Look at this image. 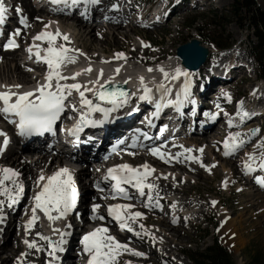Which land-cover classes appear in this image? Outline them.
<instances>
[{
  "label": "rangeland",
  "instance_id": "rangeland-1",
  "mask_svg": "<svg viewBox=\"0 0 264 264\" xmlns=\"http://www.w3.org/2000/svg\"><path fill=\"white\" fill-rule=\"evenodd\" d=\"M255 1L257 7L264 10V0ZM233 2L234 0H202L198 7L187 6L180 15L177 14L164 25L155 27H144L138 24V18L143 10L141 8L137 11L133 9L131 11L133 13L127 15L123 22L127 25V21L133 18L134 23L124 26L125 28L118 27V31L113 30L114 28L107 30L106 26L95 28L94 25L87 24L93 30L94 38L90 36V39L84 34L78 35L79 30L70 28L67 24L65 26L61 18L51 24H49L50 22L42 23L40 17L54 15L40 13V17L33 19V22L38 26L34 24L32 31L36 34L42 30L51 29L52 32L59 30L63 34H68L70 42L72 41L73 45L79 46L85 55L83 57H87L88 61L91 60L92 64L98 63V66H102L105 59L106 61L115 60L130 78L136 75L134 73L139 75L145 73L140 71L150 63L155 65L160 61H162L160 63H164L165 60L173 59L177 56L178 47L193 38L201 39L205 46L216 52L218 56L213 55V59L222 53L224 54L227 50H232L235 56L241 57L246 63L244 78L235 79L228 83L221 95L225 96L229 93L234 97L233 100L237 104L233 101L228 108L231 111V117L236 118L242 113L243 106L249 108L263 107L264 109V81L259 79L261 68L252 52L253 47L258 45V38L254 29L251 30L248 27L249 22L245 19L243 10L234 12ZM158 4L164 5L163 1ZM56 16L60 17V15ZM68 22L73 24L70 20ZM104 24L108 23L104 22ZM45 25H49V27L45 28ZM84 31L87 32L85 29ZM57 40L60 44L63 38L58 37ZM218 43L227 44V47L220 49L217 46ZM145 44L150 45V47H145ZM120 52L126 53V56L128 54L131 57L134 56L132 57L134 59H129L130 62L127 63L119 62L120 58L116 61L113 58L114 54ZM22 55V51H17L15 55H4L2 59L4 62L12 61L10 59L16 60ZM17 61L21 68L29 73L27 80H21L19 71L13 70L14 64H12V68L11 66L9 68L0 63V81H17L28 85L27 83H31L33 73L42 72V69L31 66L27 62ZM213 61L216 64L215 60H211L210 66ZM207 69L210 68L205 67L199 73L207 72ZM252 121L245 123V126L242 125L234 129H227L224 125L219 124L209 134L198 135L189 139L184 135L181 136V141L185 143V145L183 144L184 148H192V156L198 159H186L185 157L190 154L185 153L181 162L180 160L177 162V164H181L165 167L158 163L157 168L161 172L159 185L163 192L166 191L164 194L172 200V203L166 204L164 212H146L148 228L153 232L154 239L148 245L146 241L140 243L137 251L145 253V256H130L129 254L128 258L123 260L121 264H128V262L131 264H194L191 255L195 252H205L207 248L214 245L216 240L226 248L236 264H251V256L255 255L258 257L257 264H264V193L256 190L251 183L249 185L243 184L244 179L241 180L240 175L242 170L240 160L257 145L263 146L261 151L264 150V115H258ZM243 131H247L248 133H246L250 136L244 141L246 143L237 154L226 156L222 149V135L229 132L242 133ZM220 132L221 134L218 135ZM200 148H203V153L199 151ZM15 155L18 154H11L10 157L15 160L17 159ZM119 155H121L120 152H115L107 158L112 161L116 160L114 157ZM62 160L65 161L64 158ZM201 162L203 165L215 166L211 167V171H209L202 166ZM44 163L45 160L40 166H43ZM48 163L50 161L46 162L44 168L48 166ZM56 164H60V161L53 162L52 165L54 166H48L43 172L49 171L51 168L54 169ZM38 167L34 168V173L31 172L33 173L32 178L38 175L39 170L36 171ZM86 171L89 175L98 173L93 167ZM164 172L166 174H163ZM165 176L167 179L164 178ZM28 177L30 178V176ZM225 181H227V186H225ZM212 201L217 203L213 205ZM167 202L169 201L167 200ZM172 210L175 214L177 210L181 214L175 219L176 221L174 218L172 220L169 218ZM27 235L26 231H21L20 228L15 231L13 228L10 237L6 239L8 242H5V245L13 251L9 264H28L34 258L38 259L39 255L33 252V248L28 261H21L24 256L22 253L26 252L23 248H27L22 237H27ZM3 237L5 238V236ZM13 237H16L15 240ZM8 255H10V251L4 252L0 248V257L6 258ZM71 256L75 257L77 262L79 261L78 250L72 251Z\"/></svg>",
  "mask_w": 264,
  "mask_h": 264
},
{
  "label": "snow or ice",
  "instance_id": "snow-or-ice-1",
  "mask_svg": "<svg viewBox=\"0 0 264 264\" xmlns=\"http://www.w3.org/2000/svg\"><path fill=\"white\" fill-rule=\"evenodd\" d=\"M53 4L67 3L68 0H51ZM72 4L75 5L77 3L83 2L85 4H97L99 0H71ZM17 12H21L22 9L17 8ZM7 12V8L3 3V0H0V24L4 23L5 14ZM21 23H26V19L22 18ZM49 27V25H45V28ZM20 34V30L17 29L13 34V37ZM58 37H62L64 41L70 43V37L68 34H63L59 30L56 32L49 31H41L36 36L33 37V40L46 41L48 44L47 48L41 49L40 45H34L36 48L35 56L37 60H43L48 69V74L43 83L38 84L35 88L26 91H12V88L20 89L23 86L20 84L14 85H3L0 87H4L5 91H0V101H3V108H0V111L4 113L14 114L19 118L18 128L20 129L21 135L28 134L31 135L33 133H43L46 131H52L53 125L56 120L60 117L61 112L64 110L66 106V101L69 97L72 96L73 91L78 93L79 95V104L86 108L88 112H102L105 115H108L111 111L116 108L122 107L127 103V98L130 95L129 92L125 91L122 88L116 87L112 90H108L105 88V84L109 85L111 88L113 77H108L104 80V83H100L101 78H103V69L99 70L97 75V79L92 81L90 80L88 83L92 84L93 87H88L87 85H83L79 82H75L76 78L81 75V72L74 73L71 77L62 75L61 68L67 63L74 62V56L70 55L71 52H81L79 49H72L67 44L57 45L55 42ZM19 45L15 42V39H11L9 43L6 45L7 48H15ZM145 47H150V45L145 44ZM28 51L31 53L33 49L30 47ZM41 51L45 53V55H41ZM114 59H127L126 53L120 52L114 54ZM110 62V61H104ZM149 72H152L153 69L149 67L147 69ZM160 72L163 74V77L171 80L179 79L181 76L185 77L186 83L184 87V95L185 98L188 96V84L187 78L191 75L185 69L181 67H176L174 69V73L170 74L163 67H161ZM87 72H91L92 68L86 70ZM121 71L120 67H117L114 70L115 74H119ZM71 79L72 83H68L67 81ZM130 79V78H129ZM143 94L139 96L140 100H151L153 89L149 88L145 83V77H139ZM61 81H64L62 83ZM124 83H128V80H125ZM98 85V87H96ZM157 91L162 93L160 102L156 103V113H159L160 109L164 107V96L167 95L170 91L168 87L162 82L157 85ZM85 92H91L93 96L98 98L100 101L106 102L112 105V108L102 107L99 103H94L92 99H89ZM15 97V100H13ZM179 102V101H177ZM173 101L169 100L168 104H172ZM75 109V105H72ZM245 116L248 113H244ZM85 123L94 124L97 123L94 120H87L86 113L81 114L80 123H78L72 130V134L76 135L79 131L82 130V127ZM231 124V122H229ZM258 131V130H255ZM0 135H6L4 133H0ZM240 136L239 133H229L228 138L224 140V149L225 155L228 156L237 151L240 147L243 146L244 141L237 139ZM8 140H4V145L6 146ZM162 147L164 146H152L149 148V152L153 156L159 157L162 161L170 162L171 160H179V158L185 153H191L193 151L192 148H184L183 145L179 147L183 148V152H177L175 154L166 153L162 151ZM199 151L203 153V148H200ZM135 155V153H132ZM186 159L196 160L198 159L195 156H186ZM250 161H254L255 157L253 155L249 156ZM209 171H211V167L215 165H203ZM259 167L264 168V156L261 157V163ZM245 168L251 172L254 171L252 164L248 161L245 162ZM155 171L154 168H151L150 165L145 162L140 166H132L128 163H121L115 165L107 170V174L103 177L104 180H111L115 183L112 184V193L115 198L116 195L121 196L124 199H131V196L128 190L122 185H129L132 188L136 189L140 196H145V189H148L147 198L148 203L145 205L146 207H161L159 200L155 201L153 205V196L152 191L158 188V185L155 183L148 182V178ZM3 176L0 177V185H3L6 180H10L13 177H19L20 173L16 172L12 168H4L2 169ZM167 179V176L164 177ZM41 181L46 179V183L43 184L42 189L38 191L33 197L34 204L31 208V217L27 222L26 230H30L34 227L36 222L40 219L37 215V211L40 210L43 215L48 219V221L54 222L60 219H66L68 214L75 208L77 203V189L75 187L73 175L70 170L66 167L60 168L53 175L45 178L43 175L39 178ZM264 183V180L261 181ZM225 186H227V181H225ZM5 194L8 193V189H2ZM103 191V189H101ZM23 192V185L17 183L16 184V193L15 195L10 197V200L13 204L17 202V197ZM107 199V197H105ZM3 202L0 201V204ZM217 202L212 201V204L215 205ZM101 205L93 204L92 211L96 213L100 209ZM135 207L132 203H117L111 204L107 206V214L108 216L113 217L116 221L119 222L120 229H127L128 231H134V229L130 225L131 222H135L137 219L144 217V213L141 211H130ZM174 207V206H173ZM53 213H56L55 215ZM98 218L100 220H104L105 217L103 215H99ZM3 220V217H0V221ZM66 228H70L71 224H66ZM144 225L141 224L140 228L144 229ZM53 232L59 233L60 240L58 242H54L50 239L49 236L43 235L41 232H37L36 235L48 242L51 247V251L49 252L50 256L55 255V253L63 251L64 249L60 247V245L64 244L66 241L63 239L64 236L68 235L66 231H61L58 228H53ZM109 233V229L106 227H97L94 230L88 232L83 237V245L84 252L89 255L88 264H117V257L122 254V251H132L134 255L137 256H145V253L139 252L136 250H130L127 244L121 243L116 240V238ZM139 235V233H136ZM147 234V233H146ZM24 243L30 249H35L36 251H40L41 248L37 244L36 240H28L25 239ZM22 255L26 256L27 253H22ZM58 259V257H57ZM131 264V262H128Z\"/></svg>",
  "mask_w": 264,
  "mask_h": 264
},
{
  "label": "bare ground",
  "instance_id": "bare-ground-1",
  "mask_svg": "<svg viewBox=\"0 0 264 264\" xmlns=\"http://www.w3.org/2000/svg\"><path fill=\"white\" fill-rule=\"evenodd\" d=\"M17 1V0H16ZM18 2H20L21 3V5L24 7V9H25V11H26V13H28L29 14V17H30V19L33 21V19H34V17L33 16H36L35 14H37V15H39L40 13H37L36 12V9L33 7V4H32V0H18ZM196 4H199L198 3V1L196 2ZM59 15H60V17H57L56 15H54V16H46V15H44L43 16V18H41V21H42V23H48V22H52V21H57V19H59V18H61V20H62V23L65 25V26H70V28H75V30H79L78 31V35L79 34H84V35H86V36H88V38L90 39V36L91 37H93L94 35H92V32H93V30L91 29V28H89L88 26H87V23H85L84 22V20L82 19V18H78L77 16L75 17V18H71V15H68V14H64L63 12H61V13H58ZM41 16V15H40ZM122 16V15H121ZM52 19V20H51ZM68 20H70V21H72L73 22V24L72 23H69L68 22ZM110 20H108V21H102V22H100V23H98L97 25L98 26H106V28H107V30H109V29H113V30H116V31H118V27H124L123 25H121L120 23H122V21H120V23H119V21H118V23L117 22H109ZM58 22H60V21H58ZM104 22H106V23H108V24H104ZM38 23V22H37ZM61 23V22H60ZM59 23V24H60ZM32 25L28 28V29H31V30H33V25L34 24H36L35 22H33V23H31ZM67 24V25H66ZM72 24V25H71ZM37 26H38V24H36ZM62 25V24H61ZM63 26V25H62ZM127 26H129V25H127ZM40 27V26H39ZM125 28V27H124ZM39 29V28H38ZM84 29L85 30H87V32H85L84 31ZM42 31H44V30H42ZM46 31H49V32H52L51 31V29H49V30H46ZM95 32V31H94ZM38 33H40V32H38ZM38 33H36V34H34V36H36ZM65 34V33H64ZM95 34V33H94ZM113 34H115V32H113ZM33 36V37H34ZM94 38V37H93ZM92 40V39H91ZM37 40H35V42H36ZM39 41V40H38ZM57 41V40H56ZM94 41H96V39H94ZM39 43L40 44H43V41H39ZM63 43V42H62ZM63 44H67L70 48H72V49H79V46H77V47H75L74 45H73V43H69V42H64ZM44 45H48L47 44V42L45 41V43H44ZM33 49V51L31 52V54L32 53H34V51H35V49L34 48H32ZM17 52H11V53H5V56H13V55H15ZM77 53L78 52H71L70 53V55H72V56H76L75 58H77V60L79 61V62H71V63H68V64H72L71 66H68V67H66V69L69 71V72H71V76L74 74V73H76V72H81V75L79 76V77H77L76 78V81L77 82H79V81H81L82 83H83V85H87L88 87H93V85L92 84H89L88 82L90 81V80H92V81H94V80H96L97 79V75H98V73H99V69L102 67V69H103V78H101V80H100V83H104V80L105 79H107L108 77H113V82L112 83H124V81L125 80H128V83H125L126 85H128V88H130V90L132 91V92H137L140 88H142V86H141V83H140V80H139V77H137V76H144L145 77V83L147 84V86L148 87H150L151 85L153 86L154 84H156V83H161V82H163L165 85H166V87H168L170 90L171 89H173V88H170V86H171V84L172 85H174V83H172L173 81L171 80V79H165L164 77H163V74L160 72V68L161 67H163L166 71H168L170 74H173L174 73V69L176 68V67H181V68H183V69H185L187 72H189L190 74H197V73H199V71H201V70H204L205 69V67H207V68H213V66L211 65H209V63H210V61H211V59H209L208 60V64L206 63V65L205 66H203L202 68H201V70H199V71H196V72H192V71H188L183 65H182V63H181V60H180V58H178L177 56H175V57H173V59H171V60H165L164 61V63H160V62H162V61H160L159 63H156L155 65H151V63L149 64V65H147L143 70H139L140 72H145V73H142V75H139V74H137V73H134V74H136L134 77H132V78H130L129 76H128V74H126L125 73V71H124V69L121 67V66H119V65H117L118 63L117 62H115V60L113 61V60H110V62H104V61H106V59L104 60L103 58V62L102 63H104V64H102V66H98L97 64L96 65H94V64H92V62H91V60H87L85 57H83V55H81V56H78L77 55ZM42 54H43V52H42ZM133 54V53H132ZM129 55V54H128ZM128 55H127V59L126 60H124V59H118L119 60V62H130L129 61V59H131L132 57H134V56H130L129 55V58H128ZM85 56V55H84ZM89 56V55H88ZM113 56V55H112ZM79 57V58H78ZM93 57V56H92ZM95 57V56H94ZM106 58V57H105ZM89 59V58H88ZM96 59H98V58H96ZM110 59H111V57H110ZM132 59H134V58H132ZM10 60H12V61H3L2 62V64H4L3 66L4 67H9L10 68V66H11V68H12V64H14L15 66H14V69L13 70H17V71H19V74L21 75V80L22 81H26L27 80V77L29 76L28 74V72L27 71H25V70H23L22 68H21V66L18 64V62H17V60H15V59H10ZM118 60H116V61H118ZM83 61H86L85 62V66H82L81 65V62H83ZM95 62V61H94ZM27 63H29V62H27ZM96 63V62H95ZM100 64V63H99ZM212 64H215V62L213 61V63ZM125 65V64H124ZM240 66L239 67H241V66H243L242 64H239ZM89 66H91V68H92V71L89 73V72H87L86 70L89 68ZM94 66H96V67H94ZM62 67H64V66H62ZM117 67H120L121 68V71L119 72V74H115L114 73V70L117 68ZM132 67H134L133 65H132ZM149 67H151L152 69H153V71L152 72H149L147 69L149 68ZM139 68V67H138ZM12 70V69H11ZM209 69H207V71H208ZM139 71H138V73H139ZM42 72H43V70H42ZM136 77V78H135ZM130 78V79H129ZM33 80V81H32ZM32 80H31V83H27L28 85H30V84H32V82H37V78H32ZM3 81V80H2ZM38 83V82H37ZM19 84H21V83H19ZM12 85H14V84H12ZM24 85V84H23ZM180 86H178L179 88H184L185 87V82L184 81H181V84H179ZM98 85H96V87H97ZM31 87V86H30ZM30 87H27V85H24V87L23 88H26V90L28 89V88H30ZM221 87V86H220ZM152 88H154V87H152ZM90 93L91 92H85V94H87V95H90ZM201 100V99H200ZM199 99L198 100H195L194 101V105L196 104V103H199V101H200ZM262 110H264L263 108H261V109H254V110H251L249 113H248V115L249 114H254L255 116H257L258 114H263L264 115V112H262ZM242 119H240V120H243L244 118L243 117H241ZM253 119H251V120H249L248 122H253L252 121ZM238 122H240V121H238ZM238 122H236V123H238ZM228 131V130H227ZM245 131V130H244ZM229 133H231V132H229ZM229 133H228V136H229ZM232 133H239V132H232ZM241 133V132H240ZM228 136H226V138H228ZM217 137V136H216ZM248 137H250L249 136V134H242L241 136H239L237 139H239V140H243V139H245V138H248ZM215 138V137H214ZM219 138V137H218ZM204 140V139H203ZM206 140V139H205ZM181 141V140H180ZM249 141V140H248ZM247 141V142H248ZM182 142V141H181ZM186 142V141H185ZM192 142V141H191ZM200 142V141H199ZM224 142V141H223ZM60 144H61V148L58 150V152H57V154L56 155H54L53 156V150H51V153H50V149H51V145H48V144H45L44 146H43V148H41L38 152L40 153V156L38 157V158H33V157H29V156H26V155H32L33 154V152H32V148H33V144H30V145H27V147H26V150L24 151V152H22V154L20 153V152H18V149L17 148H12L11 150H9L6 154H4L1 158H0V177H2L3 176V172H2V169H4V168H12L13 170H15L16 172H18V173H20L21 174V172H24V175H26V176H30V180H32L33 178H32V174L34 173V168L36 167V166H39L38 167V169H36V171H38L39 170V173L40 174H44L46 171H44L43 172V170H45L48 166H51L52 164H53V162L55 163V161H57V162H59L60 161V164H56V167L55 168H57L58 166H60L62 163H64L65 161L64 160H62V158H64L65 160H70V161H73V162H76L75 160H78V155H76V151H77V149H78V146H76V145H73L72 143H69V142H67V141H63V140H61L60 141ZM182 144H184L185 145V143H182ZM223 145H224V143H223ZM198 146V145H197ZM257 147V150L256 151H261V149H262V147H259V145H257L256 146ZM53 148V147H52ZM189 148V147H188ZM82 149V148H81ZM241 149V148H240ZM239 151V150H238ZM264 151V150H263ZM165 152L166 153H171L169 150H165ZM176 153L177 152H183V148L181 149V151H175ZM11 154H18V155H15V158H17V159H15L14 160V158H12V157H10V155ZM172 154H174V153H172ZM190 154V156H192L193 154L192 153H189ZM187 156H189V155H187ZM50 157H52L51 159H50ZM60 158H61V160H60ZM159 158V157H158ZM160 159V158H159ZM45 160V163L43 164V166L41 165L40 166V164L43 162ZM50 160V163H48V166L46 167V168H44L45 167V164H46V162L47 161H49ZM182 160V159H181ZM181 160H180V162H181ZM5 161V162H4ZM173 161H175V162H173V164H177V162L179 161H177L176 162V160H173ZM217 161V160H216ZM164 162V161H163ZM171 162V161H170ZM170 162H168V163H170ZM226 162V161H225ZM228 162V161H227ZM178 164H181V163H178ZM177 164V165H178ZM230 164V163H229ZM54 165H52V167H53ZM98 167H101V169H102V165H98ZM54 168V169H55ZM88 168H91V166H89ZM53 168H51L50 170L52 171V170H54ZM87 170V169H86ZM33 171V173H31ZM166 171V170H165ZM29 173H31V174H29ZM39 173H38V175H39ZM165 173V172H164ZM173 173V172H172ZM91 175V174H90ZM89 175V173L87 172V171H85L84 172V174H83V177H81V179H83V180H86V179H91V178H96V177H98V173L97 174H93V175H91L90 176ZM242 175H243V173H242ZM16 178L17 177H13L12 179H10V180H6L5 182H4V186H6V184L8 183V184H14L15 182L14 181H16ZM243 179H244V177H243ZM245 180V179H244ZM154 181V180H153ZM152 181V182H153ZM29 183H31V181H29ZM245 183H247V181L245 180ZM166 192V191H165ZM152 196H153V200H155L156 198H154V192L152 191ZM167 200L168 199H166V202H167ZM1 201V200H0ZM169 203H170V201H169ZM145 210V209H144ZM178 211V210H177ZM90 212H92V210H90ZM146 213V212H145ZM178 213H179V211H178ZM37 214H39V217L40 216H42V217H44V223L45 224H47V229L49 230V231H52L51 230V228H50V226H56L57 224H58V220L57 221H54V222H51V221H48V219L43 215V213L39 210V211H37ZM177 214V213H176ZM55 215V214H54ZM150 215V214H149ZM183 215V214H182ZM144 216H146L145 218H147V216L148 215H144ZM171 221V220H170ZM3 229V228H2ZM45 229V228H44ZM46 229V230H47ZM136 229H138V230H141V231H144V229H141L140 228V226L139 225H137V227H136ZM138 230L136 231V232H138ZM25 231H26V228H25ZM35 232V230H34V228H31V230L30 231H26L27 232V237H25L26 239H28V240H36V242H37V244L40 246L42 243H43V239H40V238H38L39 240H40V242H38L37 241V239H35V238H31V237H33L32 236V234ZM0 233H2V230H0ZM46 236H49L50 237V239L52 240V241H54V242H57L56 241V237L54 236V235H51V234H48V235H46ZM15 238L16 237H13V239L15 240ZM31 238V239H30ZM137 239V238H136ZM46 242V241H45ZM47 244H48V242H46ZM49 245V244H48ZM0 248H2L3 250H4V252H6V251H10V255H8L6 258H2V257H0V264H9V259H11V255H12V253H13V251L12 250H10L9 248H7V246L5 245V242L0 246ZM28 248V247H27ZM84 249V248H83ZM32 251V249H30V248H28V253L29 254H27V256L25 257V259H23L22 260V262H25V261H28V259L31 257V255H30V252ZM16 252V251H15ZM126 252H129V251H126ZM71 254L72 253H70L69 255H68V258H72V256H71ZM83 254L84 255H87V253H85V252H83ZM132 254H130V256H131ZM70 261H75V260H70ZM70 261H66V263H69ZM19 264H21V263H19Z\"/></svg>",
  "mask_w": 264,
  "mask_h": 264
},
{
  "label": "trees",
  "instance_id": "trees-1",
  "mask_svg": "<svg viewBox=\"0 0 264 264\" xmlns=\"http://www.w3.org/2000/svg\"><path fill=\"white\" fill-rule=\"evenodd\" d=\"M233 10L234 12L243 10L245 19L256 30L260 40L256 55L264 73V11L257 7L255 0H234ZM220 45L223 46L221 43ZM191 258L195 264H236L230 253L218 240L205 252H195L191 255ZM257 263L258 257L256 255L251 256V264Z\"/></svg>",
  "mask_w": 264,
  "mask_h": 264
},
{
  "label": "water",
  "instance_id": "water-1",
  "mask_svg": "<svg viewBox=\"0 0 264 264\" xmlns=\"http://www.w3.org/2000/svg\"><path fill=\"white\" fill-rule=\"evenodd\" d=\"M177 55L182 60L185 67L192 70H198L207 61L209 49L203 46L200 40L192 39L178 48ZM116 87L127 91L123 84H112L111 88L109 85L105 88L112 90Z\"/></svg>",
  "mask_w": 264,
  "mask_h": 264
}]
</instances>
